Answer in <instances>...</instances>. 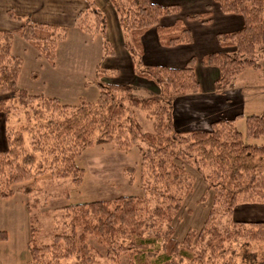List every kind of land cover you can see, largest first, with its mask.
Masks as SVG:
<instances>
[{"label":"trees","instance_id":"16d2710c","mask_svg":"<svg viewBox=\"0 0 264 264\" xmlns=\"http://www.w3.org/2000/svg\"><path fill=\"white\" fill-rule=\"evenodd\" d=\"M83 1L86 7L77 13L75 27L91 37L100 35L103 57L112 56L114 49L105 35V13L95 0ZM109 1L117 12L123 46L135 74L157 87L158 94L139 97L130 84H105L102 79L116 77L118 70L99 64L95 102L80 100L77 105H67L57 98L31 95L17 85L22 60L11 53L13 33L0 31V114L6 143V149L0 151L4 183L0 199L18 192L28 194L44 173L70 178L79 186L84 171L77 159L85 149L107 144L119 151L137 149L140 185L145 193L63 207L62 223L67 231L55 233L50 243L39 244L31 228L28 259L23 264H101L102 255L91 240L105 248L104 257L112 263L125 257L127 264H237L231 247L236 240L264 244V221L233 217L237 205L264 206V143H258L264 139V112L245 117L244 135L234 120L227 119L211 123L207 131L177 132L173 102L200 90L196 59L191 57L180 68L143 64L142 37L154 28L163 47L190 43L192 36L183 20L160 24L162 18L178 13L179 6L151 0ZM213 2L222 13L243 20L240 28L217 34L221 51L200 59L201 65L218 70L214 92L219 94L232 86L244 68L256 66L258 55L264 53V0ZM8 16L21 23L18 36L54 66L56 47L65 39L67 27L34 23L12 12ZM209 17V10L189 16L203 22ZM22 110L30 114L32 124L23 132L10 131V118ZM138 110L150 119V131L143 130L136 117ZM24 132L29 136L28 145ZM185 167H193L202 177L213 206L200 229H189L177 240L172 220L193 183ZM15 185L22 186L13 189ZM148 196L155 199L154 206ZM219 216L226 220L224 228L216 224Z\"/></svg>","mask_w":264,"mask_h":264},{"label":"crops","instance_id":"0c3cea01","mask_svg":"<svg viewBox=\"0 0 264 264\" xmlns=\"http://www.w3.org/2000/svg\"><path fill=\"white\" fill-rule=\"evenodd\" d=\"M151 1L162 5H178V13L162 18L160 24L169 25L176 19H181L192 36L190 43L169 48L163 47L158 42L154 28L142 37L143 64L180 68L191 57L196 59L195 75L200 90L195 94L178 97L173 102L175 130L179 131V128L187 126L188 129H184L185 131H207L211 123L222 119L234 120L237 127L238 124H245V117L262 114L264 112V53L258 55L256 66L244 68L235 76L232 86L219 94L214 92V82L219 76L218 70L200 63V59L205 54L221 51L217 34L240 28L243 23L242 18L238 15L222 13L213 0ZM95 2L106 16L105 35L113 46L112 56L103 57L100 35L91 37L75 27L77 13L86 7L83 0H0V31L13 33L11 53L21 58L22 66L27 63L33 70L30 75L31 81H28L29 86H24L23 89L34 95L42 94L52 97L51 95L55 92L58 95L57 90L62 89L64 81L69 79L76 81L75 88L84 91L87 84L78 82L93 78L99 64L105 68H116L118 70L116 77L121 74L120 68L114 66L118 56L119 60L121 56L123 57L122 60L127 69L131 70L134 78L139 79L135 74L130 56L124 49L123 31L115 8L109 0H95ZM207 10L210 12L208 22L189 18ZM9 12L28 18L34 23L67 27L65 39L57 44L54 66H50L32 46L18 36L16 32L21 23L10 19ZM167 18L170 19L167 20ZM33 74L35 78L32 77ZM18 79L20 80V74ZM118 84L123 83L118 82ZM51 87L54 89H50ZM19 88L22 87L19 85ZM55 98L58 97L55 96Z\"/></svg>","mask_w":264,"mask_h":264},{"label":"rangeland","instance_id":"374dc122","mask_svg":"<svg viewBox=\"0 0 264 264\" xmlns=\"http://www.w3.org/2000/svg\"><path fill=\"white\" fill-rule=\"evenodd\" d=\"M169 19L167 18V20ZM122 58L121 56L120 62L118 56L114 64L120 68L121 74L114 79L111 77L103 78L102 81L105 84H118V82L130 84L134 88V93L139 97L159 93V90L147 80L134 78ZM32 71L31 66L27 63L21 66L20 80L18 79L19 85L22 87L20 89L29 86L28 81H31ZM94 81L95 74L91 79L79 81V84H87V88L82 91L75 88L76 81L67 79L64 81V87L57 90L58 95L55 92L54 95H51L52 97L48 98H55L56 96L61 104L67 105H77L80 100L95 102L98 97V89ZM50 89H54V87ZM30 94L34 95L33 93ZM136 115L143 130L150 131L151 121L146 113L138 110ZM30 119L29 113L23 110L19 111L17 115L10 118L9 130L23 132L27 126L32 124ZM237 128L244 135V124H238ZM184 129L186 130L188 127L179 128L177 132H187ZM24 138L26 145H28L29 136L26 132H24ZM258 143H264V139L259 140ZM5 149L4 120L0 114V151ZM37 159L39 160L40 157ZM139 159L135 147L128 151H119L114 145L94 146L85 149L76 161V164L84 171L83 180L79 186L73 184L70 178H53L49 173H44L38 177L28 194L18 192L7 199H0V264H23L27 261V242L30 238L31 228L34 230L39 244L50 243L55 233L67 231V226L62 223L64 221L63 207L67 205L111 200L118 196L139 197L145 194L140 185ZM130 167L134 171L131 170L130 172L128 170ZM185 170L193 178V183L192 189L184 198L172 220L174 236L177 240H181L189 229H200L213 206L212 194L207 191L202 177L193 167H185ZM130 178L131 182L129 181ZM3 185V180L0 178V188H3ZM21 186L15 185L12 188L16 189ZM148 197L151 199L150 205L154 206L155 199ZM233 217L237 221H264V206L237 205ZM216 224L219 228H224L226 225L225 218L219 216ZM90 243L102 255V258H99L101 264H127L125 257L118 258L114 263L106 260L104 257L105 248L99 247L95 240H91ZM231 247L235 251L237 264H264L263 243L251 242L241 238L236 240Z\"/></svg>","mask_w":264,"mask_h":264}]
</instances>
